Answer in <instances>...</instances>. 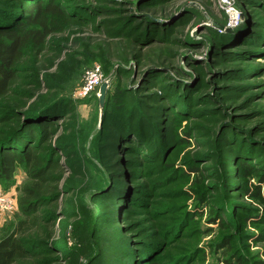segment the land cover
Returning a JSON list of instances; mask_svg holds the SVG:
<instances>
[{
    "label": "rangeland",
    "instance_id": "1",
    "mask_svg": "<svg viewBox=\"0 0 264 264\" xmlns=\"http://www.w3.org/2000/svg\"><path fill=\"white\" fill-rule=\"evenodd\" d=\"M25 1L37 0H0V20ZM49 1L61 15L16 86L27 105L45 104L20 133L44 120L61 168L45 233L22 236L37 258L264 264V202L244 193L260 184L264 198V0ZM125 34L135 45L112 56ZM153 49L161 60L141 66ZM95 65L109 84L101 111L98 87L77 93ZM26 181L19 165L0 180L16 204L0 210V237Z\"/></svg>",
    "mask_w": 264,
    "mask_h": 264
},
{
    "label": "trees",
    "instance_id": "2",
    "mask_svg": "<svg viewBox=\"0 0 264 264\" xmlns=\"http://www.w3.org/2000/svg\"><path fill=\"white\" fill-rule=\"evenodd\" d=\"M22 10L23 13L16 20H0V180L9 182L16 165L24 170L27 178L19 188L20 218L9 232L0 237V264H44L37 258L39 255L31 247L32 244H28L29 241L26 242L22 236L45 233L44 228L50 221L44 210L51 205L57 190V180L53 173L61 169L59 164L52 161L47 148L50 136L46 135L49 127L45 126L44 120H35L36 129L30 125L20 133L23 126L41 108H45V104L36 100L27 105L16 86L20 82L18 69L24 67L25 55L31 50H37V46L52 32L50 27L62 11L49 0L25 1ZM120 38L118 48L111 50L112 56H119L135 45L130 34ZM162 57V51L149 50L145 55H139V64L145 67ZM188 134L184 132L181 142L188 139ZM240 167L244 176L253 172L245 164ZM189 171L198 173L199 169L190 167ZM259 185H253L244 193L264 202ZM234 195L231 193L227 196L233 198Z\"/></svg>",
    "mask_w": 264,
    "mask_h": 264
},
{
    "label": "built area",
    "instance_id": "3",
    "mask_svg": "<svg viewBox=\"0 0 264 264\" xmlns=\"http://www.w3.org/2000/svg\"><path fill=\"white\" fill-rule=\"evenodd\" d=\"M101 82V70L98 65H95L85 71L84 80L78 87L77 93L79 96H86L94 91ZM16 204L13 196L9 193L0 190V210L12 211Z\"/></svg>",
    "mask_w": 264,
    "mask_h": 264
},
{
    "label": "water",
    "instance_id": "4",
    "mask_svg": "<svg viewBox=\"0 0 264 264\" xmlns=\"http://www.w3.org/2000/svg\"><path fill=\"white\" fill-rule=\"evenodd\" d=\"M109 87V84L107 81L102 82L98 88H97V99H98V106H99V110L101 111L105 102V95H106V91Z\"/></svg>",
    "mask_w": 264,
    "mask_h": 264
}]
</instances>
